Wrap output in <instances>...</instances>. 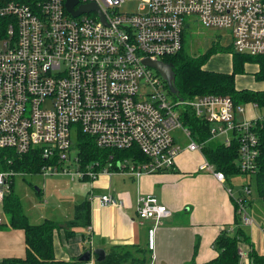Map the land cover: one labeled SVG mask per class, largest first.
I'll use <instances>...</instances> for the list:
<instances>
[{
    "label": "built area",
    "instance_id": "built-area-1",
    "mask_svg": "<svg viewBox=\"0 0 264 264\" xmlns=\"http://www.w3.org/2000/svg\"><path fill=\"white\" fill-rule=\"evenodd\" d=\"M132 0H79L95 3L97 11L73 16L66 0H0V149L19 154L41 148L44 158L62 164L80 133L94 137L101 148L126 149L137 145L149 157L146 163L129 159L117 162L116 171L137 177L175 169L182 151L175 130L191 139L188 148L202 149L184 126L182 113L190 108L211 123V138L230 144L241 133L238 166L244 175L255 174L260 153L258 120L237 122L236 114L248 105H235L231 96L206 94L181 99L166 80L147 63L179 52L188 26L227 28L237 52L264 54V0H141L136 12L120 6ZM174 100L169 99V95ZM205 156V155H204ZM201 171L218 180L227 176L206 156ZM79 167L78 157H75ZM111 166V164L109 163ZM57 165L45 166L44 175ZM99 162L80 170L92 184L113 168ZM65 171V170H64ZM21 172L0 169V226L5 197L12 178ZM245 194H251L246 185ZM100 206H120L112 194L90 195ZM242 224L252 225L247 202L238 198ZM138 214L154 225L148 231V247L155 251V232L172 210L154 194L139 196ZM229 232H231L229 230ZM241 264H254L242 247ZM92 256L87 264H95Z\"/></svg>",
    "mask_w": 264,
    "mask_h": 264
},
{
    "label": "crops",
    "instance_id": "crops-1",
    "mask_svg": "<svg viewBox=\"0 0 264 264\" xmlns=\"http://www.w3.org/2000/svg\"><path fill=\"white\" fill-rule=\"evenodd\" d=\"M211 69L220 70L217 67ZM231 70L222 69L229 72ZM258 70V64L248 63L246 72L236 77L237 87L264 91V79L258 80L255 76ZM262 114V109L248 105L245 113H237V119L253 120ZM175 137L179 144L176 135ZM204 157L202 149L191 150L187 146L176 158L175 171L145 173L140 177L122 173L120 174L122 181L118 179L114 181L112 179L114 174H102L100 180L92 184L87 197L89 198L91 194L95 196L112 194L121 205L100 206L97 200L92 202L90 199L91 224L87 228L78 229L77 234L71 238H67L63 232L59 234L55 243L56 257L77 258L89 248L93 250L103 248L107 253V250L116 244L149 248L147 247L148 231L155 221L143 220L139 217L138 198L142 195L141 192L154 194L172 210V215L164 220L155 232L156 248L154 252L150 251L152 256L150 264L193 262L200 264L216 257L217 236L224 230H230V233L236 231L237 199L244 198L251 206L254 205L249 199L251 194H245V184L241 183L243 178L246 182L252 180L251 177L241 174L220 181L212 173L200 170ZM240 183L242 190H239L240 188L237 190L236 187H240ZM73 216L61 217L54 213L46 219L64 222ZM254 216L252 217L258 229L264 231V214L262 211H256ZM5 224L7 225L8 222ZM243 226L251 237L252 248H256V243L253 241L254 224ZM84 236H86L85 240ZM25 255L24 230L14 227L11 230L0 229V259L22 258ZM93 256L96 260V255Z\"/></svg>",
    "mask_w": 264,
    "mask_h": 264
},
{
    "label": "trees",
    "instance_id": "trees-1",
    "mask_svg": "<svg viewBox=\"0 0 264 264\" xmlns=\"http://www.w3.org/2000/svg\"><path fill=\"white\" fill-rule=\"evenodd\" d=\"M33 3L36 0H19ZM0 21H6L1 18ZM219 47L214 44L204 54L191 55L185 45V37L182 49L174 55L164 56L163 60L172 63L175 69V87L179 90V97L191 99L195 96L206 94L231 96L234 104L257 103L260 109H264V91L251 89H239L236 85V77L246 72L248 63H256L259 70L255 76L258 80L264 79V54L252 55L243 52L232 51V70L222 71L205 67L212 52L218 51ZM259 109V108H257ZM239 113V112H238ZM183 124L191 131L192 138L202 146V152L206 158L215 165L218 171L225 173L227 177L241 175L238 166L241 147V133H235L230 144L224 141L214 143L211 138V123L198 117L195 112L188 108L181 114ZM237 122L241 123L237 119ZM259 149L257 159L258 168L255 173L258 196L264 200V120H258ZM78 169H86L87 166L99 162L100 167L111 164L110 168H117V162L129 159L135 163H146L150 159L137 145L126 149L101 148L97 145L94 137L80 133L76 143ZM62 164L54 163L50 158H44L41 148L29 150L25 154H19L12 149H0V169L12 170L21 173H42L45 166ZM175 171V169L163 170ZM83 179H89L84 177ZM13 180L10 190L4 200V211L9 215V225L14 228L23 229L25 232L26 255L25 257H9L0 259V264H84L78 258L58 259L56 257V238L62 232L67 238L75 236L80 228H87L91 224L90 199L86 197L76 204L74 216L64 222L45 219L42 223L33 224L24 213L19 195L14 193ZM245 201H247L245 199ZM236 202L235 224L236 231L230 233L222 231L215 239V248L218 251L216 257L200 264H241L239 249L242 242L251 243V237L243 229L242 220L238 213ZM86 236L83 237L85 240ZM148 247V246H147ZM151 250L142 246L112 245L106 253L103 261L95 264H150ZM82 255V254H81ZM254 264H264V255L255 248L249 254ZM97 258V256H96ZM198 264V263H191Z\"/></svg>",
    "mask_w": 264,
    "mask_h": 264
},
{
    "label": "rangeland",
    "instance_id": "rangeland-1",
    "mask_svg": "<svg viewBox=\"0 0 264 264\" xmlns=\"http://www.w3.org/2000/svg\"><path fill=\"white\" fill-rule=\"evenodd\" d=\"M140 2L141 0L128 1L120 6V10L122 12H136ZM214 44L218 45L219 50L211 53L205 67H217L220 70H231L232 51L234 50V46L229 29L206 28L200 23H196L194 26H188V29L185 30V45L188 52L193 56L204 54L210 47H214ZM169 99L174 100V96L170 94ZM174 134L177 136L182 149H185L191 142V139L187 134L181 130H175ZM223 139L224 137H220L213 142L218 143L219 141H223ZM76 143L77 141L74 138L73 147L70 152H68L69 157L62 163L63 167L57 169V167L54 166V173L49 172L47 175H44L43 172L37 174L23 172L16 174L12 178L14 182V193L19 195L24 213L28 216L30 223H42L46 218L53 216L54 213L61 215V217L62 215H69V217H71V215H74L75 205L84 200L90 189H92V181L90 179H82L78 175V164L75 160L77 155ZM203 162H205V159H203ZM106 167H110V165L108 164ZM103 169L104 167L100 170ZM113 171L115 173H113L114 176H112V179L114 181L117 179L122 181L120 175L122 173L117 172L115 168H113ZM246 176L251 177L252 181L249 179L246 182L244 178L240 181L245 184L244 190L246 185H250L252 192L249 199L252 203L254 202L253 206H251L250 203H247L248 212L253 217H255L254 212L256 211H262L264 214V209L262 210L260 207L262 206L264 208V201L258 196L255 174L252 173L251 175ZM101 177L97 180H100ZM241 183L239 185L240 187H236L237 190L239 188V190H242ZM141 193V196L148 194L146 192ZM3 206L1 209L4 211ZM2 216L5 223L10 222L9 215L5 211L2 213ZM243 225L244 224H242V226ZM253 228L255 230L253 241H255L257 248L255 249L260 254L264 255V231H260L255 223ZM0 229L11 230L12 227L8 223L7 225L0 226ZM246 230L248 231V229ZM251 244L252 243L248 244V242L245 241L241 244L242 249L248 254L253 250ZM87 263L88 262H85L84 264Z\"/></svg>",
    "mask_w": 264,
    "mask_h": 264
},
{
    "label": "water",
    "instance_id": "water-1",
    "mask_svg": "<svg viewBox=\"0 0 264 264\" xmlns=\"http://www.w3.org/2000/svg\"><path fill=\"white\" fill-rule=\"evenodd\" d=\"M79 4V0H66V6L68 11L75 17L80 16L83 13H89L91 11H97L101 19H105L102 11L95 3L80 4L77 9L75 7ZM147 65L154 67L160 75L166 80L168 87L172 93L179 97V90L175 87V69L172 63L165 62L164 60L152 61L145 59ZM183 99V98H181ZM93 255H96L98 262L103 261L106 258V250L103 248H95L94 250L89 248L78 258L80 262H89Z\"/></svg>",
    "mask_w": 264,
    "mask_h": 264
}]
</instances>
